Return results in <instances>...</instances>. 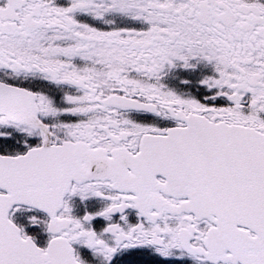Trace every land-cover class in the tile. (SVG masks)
<instances>
[{
    "label": "snow or ice",
    "instance_id": "snow-or-ice-1",
    "mask_svg": "<svg viewBox=\"0 0 264 264\" xmlns=\"http://www.w3.org/2000/svg\"><path fill=\"white\" fill-rule=\"evenodd\" d=\"M0 264H264V0H0Z\"/></svg>",
    "mask_w": 264,
    "mask_h": 264
}]
</instances>
